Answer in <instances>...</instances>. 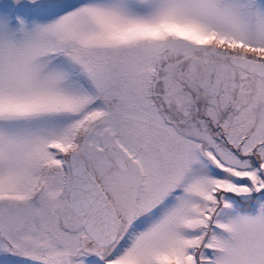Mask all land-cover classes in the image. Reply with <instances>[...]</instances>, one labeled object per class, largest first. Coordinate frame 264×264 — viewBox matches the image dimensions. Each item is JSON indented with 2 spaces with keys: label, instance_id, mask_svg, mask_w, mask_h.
Returning a JSON list of instances; mask_svg holds the SVG:
<instances>
[{
  "label": "snow or ice",
  "instance_id": "snow-or-ice-1",
  "mask_svg": "<svg viewBox=\"0 0 264 264\" xmlns=\"http://www.w3.org/2000/svg\"><path fill=\"white\" fill-rule=\"evenodd\" d=\"M0 264H264V0H0Z\"/></svg>",
  "mask_w": 264,
  "mask_h": 264
}]
</instances>
